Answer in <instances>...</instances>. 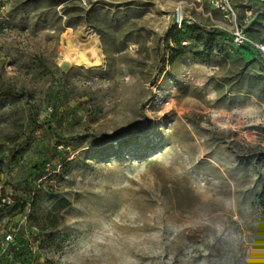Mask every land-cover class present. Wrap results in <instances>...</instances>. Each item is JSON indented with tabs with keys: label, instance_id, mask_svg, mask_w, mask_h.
Returning <instances> with one entry per match:
<instances>
[{
	"label": "rangeland",
	"instance_id": "obj_1",
	"mask_svg": "<svg viewBox=\"0 0 264 264\" xmlns=\"http://www.w3.org/2000/svg\"><path fill=\"white\" fill-rule=\"evenodd\" d=\"M178 4L225 24L207 0H0L22 93L0 96V264H264V69L218 27L170 63ZM89 31L102 64L65 62Z\"/></svg>",
	"mask_w": 264,
	"mask_h": 264
},
{
	"label": "built area",
	"instance_id": "obj_2",
	"mask_svg": "<svg viewBox=\"0 0 264 264\" xmlns=\"http://www.w3.org/2000/svg\"><path fill=\"white\" fill-rule=\"evenodd\" d=\"M211 12H217L224 25H214L208 29H215L228 32L230 34V44L234 47H247L260 62L264 69V0H243L244 15L241 16L233 4L232 0H207ZM208 12L209 18L212 19V13ZM183 23H195L193 19L186 20L183 15V5L178 4L172 16L173 29H180ZM259 24V31L249 33L248 29L252 24ZM199 25V24H198ZM183 41L182 44H186ZM13 241L12 233H6L0 238V257L9 259L12 257V250L9 244Z\"/></svg>",
	"mask_w": 264,
	"mask_h": 264
},
{
	"label": "trees",
	"instance_id": "obj_3",
	"mask_svg": "<svg viewBox=\"0 0 264 264\" xmlns=\"http://www.w3.org/2000/svg\"><path fill=\"white\" fill-rule=\"evenodd\" d=\"M214 32L215 30L213 29H206L204 26L195 23L192 24L183 23L180 29H176V30L173 29L171 31V41H170L171 44L169 45V48L171 50L169 62L172 63L174 59L182 52L183 46L181 45L183 41L186 42L192 41V42L200 43L204 41L206 36L208 35L210 36ZM218 32L221 33L222 31H218ZM198 56L200 57L199 54ZM4 95L18 98L22 96V93L7 88L0 91V96H4ZM63 141H66V139H64ZM259 157L262 161H264V153L260 154ZM258 201H259V206L262 209V213L264 215V184L262 186L260 194L258 195ZM26 205H27L26 202H21L20 200H18L12 206L10 211H12L13 215L22 213L25 210ZM2 259L4 258L0 257V261H2Z\"/></svg>",
	"mask_w": 264,
	"mask_h": 264
},
{
	"label": "bare ground",
	"instance_id": "obj_4",
	"mask_svg": "<svg viewBox=\"0 0 264 264\" xmlns=\"http://www.w3.org/2000/svg\"><path fill=\"white\" fill-rule=\"evenodd\" d=\"M88 34H89L88 35L89 40L83 48L77 46L76 43H74V41L70 38V35L68 34L66 35L67 45L61 50V56H62L61 58H63L65 62L75 65L77 67L78 66L93 67L101 63L102 52L100 51L98 40L90 39L94 37V34L91 31H89ZM87 51L91 53V57H88L86 55Z\"/></svg>",
	"mask_w": 264,
	"mask_h": 264
},
{
	"label": "crops",
	"instance_id": "obj_5",
	"mask_svg": "<svg viewBox=\"0 0 264 264\" xmlns=\"http://www.w3.org/2000/svg\"><path fill=\"white\" fill-rule=\"evenodd\" d=\"M241 1V2H239ZM233 4L235 5V7L237 8L238 12H239V7L243 6L242 3H243V0H232Z\"/></svg>",
	"mask_w": 264,
	"mask_h": 264
}]
</instances>
